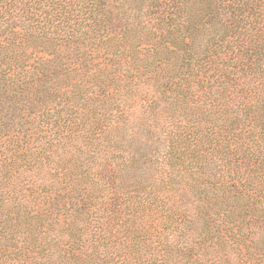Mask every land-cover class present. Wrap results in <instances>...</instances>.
I'll return each mask as SVG.
<instances>
[{"label": "trees", "instance_id": "obj_1", "mask_svg": "<svg viewBox=\"0 0 264 264\" xmlns=\"http://www.w3.org/2000/svg\"><path fill=\"white\" fill-rule=\"evenodd\" d=\"M0 264H264V0H0Z\"/></svg>", "mask_w": 264, "mask_h": 264}]
</instances>
